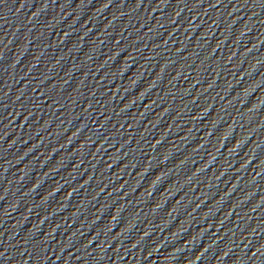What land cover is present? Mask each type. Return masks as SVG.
<instances>
[{"label":"water","instance_id":"water-1","mask_svg":"<svg viewBox=\"0 0 264 264\" xmlns=\"http://www.w3.org/2000/svg\"><path fill=\"white\" fill-rule=\"evenodd\" d=\"M0 264H264V0H0Z\"/></svg>","mask_w":264,"mask_h":264}]
</instances>
